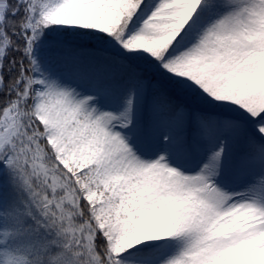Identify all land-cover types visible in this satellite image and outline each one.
I'll list each match as a JSON object with an SVG mask.
<instances>
[{"label": "rangeland", "instance_id": "374dc122", "mask_svg": "<svg viewBox=\"0 0 264 264\" xmlns=\"http://www.w3.org/2000/svg\"><path fill=\"white\" fill-rule=\"evenodd\" d=\"M123 1L54 0L39 14L47 28L38 33L33 57L42 69L38 108L61 123L69 144V166L90 171L84 182L88 201H113L99 227L123 224V230L108 244L110 254L154 244L159 237L177 231L185 235L181 252L156 264H214L212 258L217 264H264V198L260 193L264 163H257L251 173L239 177L232 190H226L215 166L218 146L207 141L210 133H201L205 143L198 160L173 162L165 145L170 131L162 123L154 153L142 156L129 144L119 114L97 105L82 87L52 69L53 62L42 48L46 34L58 41L83 43L90 39V55L124 56L157 77L166 73L193 82L199 89V101L206 88L213 86L218 101L241 105L264 84V0L226 1L224 9L214 10L204 37L172 57L165 54L198 0H153L146 11L136 10L135 14L134 10L123 14L118 7ZM132 18L135 24H129ZM62 28L81 29L87 35L64 38ZM240 49L238 57L231 58ZM67 63L100 78L116 74L114 66L97 57H75ZM253 103L255 116L261 109L259 103ZM237 131L223 127L222 141L236 136ZM254 132L264 136V126H254ZM35 155L40 168L33 174L21 165L9 139L0 148V173L16 176L45 220L51 219L61 241L73 249L71 264H102L94 249V230L87 225L75 229L70 211L75 199L69 189L65 199L56 203L57 199L41 197L39 182L38 188L32 186L34 177L59 187L69 184L67 176L49 164L39 149ZM5 217L0 205V237ZM0 264L24 262L0 243Z\"/></svg>", "mask_w": 264, "mask_h": 264}, {"label": "trees", "instance_id": "16d2710c", "mask_svg": "<svg viewBox=\"0 0 264 264\" xmlns=\"http://www.w3.org/2000/svg\"><path fill=\"white\" fill-rule=\"evenodd\" d=\"M53 1L0 0V148L11 139L21 165L30 168L33 174L40 168L35 155L39 149L49 164L67 176L69 187L50 185L35 177L32 186L38 188L36 182H39L41 197L57 199L56 203L65 199L63 195L69 189L75 199L70 208L75 229L87 225L94 230V249L102 264H156L177 256L185 243V235L177 231L159 237L154 244L144 243L137 248L110 254L108 244L123 230V224L114 222L99 227L98 222L114 206L113 201H88L84 182L90 171L69 166V144L61 131V123L38 108L42 69L33 57L38 48V33L40 29L47 28L39 14ZM152 1L141 0L138 4L137 0H125L118 7L123 14L133 10L135 14L136 10L146 11ZM226 1L234 3L235 0H198L193 14L165 56L177 55L196 39L202 38L207 31L209 17L216 13L214 10L224 9ZM131 23L135 24L134 18ZM60 32L64 38L87 35L75 28H62ZM45 40L47 42L42 44V48L53 62L50 64L52 69L55 67L62 76L82 87L97 105L118 113L124 119L121 127L128 142L140 154L148 156L154 153L155 135L159 120H162L171 132L165 144L173 162L199 159L204 143L201 132L214 134L211 143L220 144L216 171L226 190H232L239 177L252 172L257 163H264V136L254 132V126H264V84L258 93L252 94L241 105L218 101L217 87L213 86L206 88L204 98L199 101L196 92L199 89L193 82L173 78L166 73L157 77L124 56L90 55L89 43L93 44L90 39L83 43L58 41L46 34ZM240 52L241 49L231 53V58H237ZM85 56L103 59L105 64L116 68L118 76L100 78L99 75L77 71L67 63L70 58ZM125 76L128 77L125 79ZM153 80L155 83L151 86ZM253 101L259 103L261 109L255 116ZM223 126L240 131L237 136L222 142L219 131ZM0 186V204L6 215L1 245L12 255L21 257L24 264H71L73 249L61 241L57 230L49 223L51 219L45 220L37 203L30 201L18 178L0 173ZM260 190L264 198V185ZM239 246L244 248V245ZM211 262L217 264V259L212 258Z\"/></svg>", "mask_w": 264, "mask_h": 264}]
</instances>
